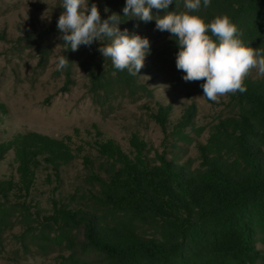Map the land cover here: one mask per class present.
Listing matches in <instances>:
<instances>
[{
  "label": "rangeland",
  "instance_id": "obj_1",
  "mask_svg": "<svg viewBox=\"0 0 264 264\" xmlns=\"http://www.w3.org/2000/svg\"><path fill=\"white\" fill-rule=\"evenodd\" d=\"M99 2L88 0V5L97 4L102 21L117 13L121 31L127 28L149 39L151 51L138 75L115 69L111 60L95 49L96 41L91 46L81 45L77 51H66L57 29L63 12L61 0H0V144L19 134L37 133L61 141L74 158L62 168L61 182L47 183L48 171H42L27 199H0V264H108L102 253L82 250L80 230L59 228L51 220L55 202L72 208L97 207L91 200L76 202L71 196L79 193L90 197L88 193L95 188L92 172L107 178L110 164L97 150L98 139L114 140L132 155L130 139L138 134L151 159L165 153L188 172L201 168L200 146L211 155L235 159L217 126L228 118L250 115L251 107L237 100L235 93L218 101L208 100L200 87L204 81L182 79L184 73L176 68L179 47L170 33L157 30L155 20L145 23L123 16L126 0ZM237 7L234 0H211L205 8L202 0L200 10L193 14L211 22L217 16L231 15ZM168 10L187 11L184 0H174ZM153 12L156 14L155 9ZM233 23L243 33L245 44L264 51L263 3ZM108 42L102 40V44ZM60 55L70 62L58 71ZM247 79H264V75L252 69ZM158 105L172 109L166 130L153 117ZM193 105L196 112L190 125L178 130L179 119ZM253 120L264 128V117ZM15 156L10 150L1 162L0 180L19 178ZM86 158L91 165L84 164ZM95 209L108 224L147 238L165 242L176 235L154 219L101 206ZM247 221L256 231L255 243L261 255L248 264H264V217L251 213Z\"/></svg>",
  "mask_w": 264,
  "mask_h": 264
},
{
  "label": "trees",
  "instance_id": "obj_2",
  "mask_svg": "<svg viewBox=\"0 0 264 264\" xmlns=\"http://www.w3.org/2000/svg\"><path fill=\"white\" fill-rule=\"evenodd\" d=\"M234 1L238 7L229 15L232 22L264 4V0ZM103 2L106 0L99 3ZM96 42L97 50L100 45ZM91 77L94 79V74ZM244 85L247 91L234 96L251 107V114L228 118L217 126L221 138L234 151V160L211 155L200 146L201 168L188 172L165 153L151 159L146 142L138 134L130 139L132 155L114 140L95 141L100 156L110 164L107 178L92 172L95 188L88 193L90 197L76 193L71 200L83 198L97 207L157 220L174 231L173 240L161 242L110 225L97 207L72 208L55 202L51 220L59 228L80 230L82 250L102 253L108 264L253 263L261 255L255 243L256 231L247 220L251 213L264 217V128L253 118L264 117V79L246 78ZM171 110L170 106L158 105L153 115L164 130ZM195 112L194 105L187 108L176 128L189 126ZM97 135L103 137L100 131ZM10 150L16 153L19 178L0 180V199L6 202L11 197L27 199L42 171H48L47 183L61 182L62 168L74 159L61 141L37 133L19 134L1 143L0 164ZM89 160L86 158L84 164L91 165Z\"/></svg>",
  "mask_w": 264,
  "mask_h": 264
},
{
  "label": "clouds",
  "instance_id": "obj_3",
  "mask_svg": "<svg viewBox=\"0 0 264 264\" xmlns=\"http://www.w3.org/2000/svg\"><path fill=\"white\" fill-rule=\"evenodd\" d=\"M174 0H126L123 16L145 23L155 20L156 29L170 33L179 51L176 68L184 73L185 82L204 81L200 87L203 96L210 101L229 93H244V81L252 69L264 75V51L245 44L243 33L228 15L215 17L210 23L193 14L200 10L202 0H184L187 11H169ZM211 0H203L208 7ZM63 12L58 18L57 29L66 51H77L81 45L91 46L94 41L109 42L98 48L104 59H110L115 69L127 70L138 75L150 54L147 37L121 31L117 13L102 21L96 3L89 7L88 0H61ZM153 9L156 10L154 14ZM105 11H108L106 8ZM163 11V14H159ZM210 33V34H209ZM69 60L65 55L57 57L58 71L65 69Z\"/></svg>",
  "mask_w": 264,
  "mask_h": 264
}]
</instances>
